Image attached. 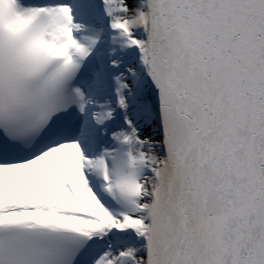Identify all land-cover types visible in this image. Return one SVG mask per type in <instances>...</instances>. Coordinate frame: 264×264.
Segmentation results:
<instances>
[{"label": "snow or ice", "instance_id": "obj_1", "mask_svg": "<svg viewBox=\"0 0 264 264\" xmlns=\"http://www.w3.org/2000/svg\"><path fill=\"white\" fill-rule=\"evenodd\" d=\"M0 264H264V0H0Z\"/></svg>", "mask_w": 264, "mask_h": 264}]
</instances>
